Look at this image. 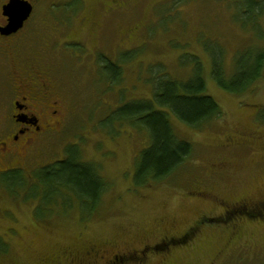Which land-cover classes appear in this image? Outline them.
Instances as JSON below:
<instances>
[{
  "label": "rangeland",
  "instance_id": "1",
  "mask_svg": "<svg viewBox=\"0 0 264 264\" xmlns=\"http://www.w3.org/2000/svg\"><path fill=\"white\" fill-rule=\"evenodd\" d=\"M82 2L110 13L99 32L80 24L79 14L71 18V7L47 3V24L55 32L39 61L51 65L62 109L52 130L22 158L18 171H25L0 177V264H109L115 254H146L119 264H264V79L237 96L212 77L215 58L231 77L241 55L264 49L259 23L236 20L238 0L72 5ZM192 56L200 59L205 94L218 102L222 116L198 128L171 116L176 139L189 143L193 154L166 179L137 186L135 170L150 138L145 129L117 121L115 112L153 100L157 79H191ZM108 63L121 68L119 82L105 78ZM77 152L108 187L95 211L67 189L64 200L49 208L29 196L38 183L30 176L42 179L44 170ZM6 178L24 181L15 190ZM40 206L47 208L41 216ZM185 234L184 243L156 250L162 238Z\"/></svg>",
  "mask_w": 264,
  "mask_h": 264
},
{
  "label": "trees",
  "instance_id": "2",
  "mask_svg": "<svg viewBox=\"0 0 264 264\" xmlns=\"http://www.w3.org/2000/svg\"><path fill=\"white\" fill-rule=\"evenodd\" d=\"M238 1L240 13L236 20L240 23L245 19L247 22L252 20L259 23L258 35L264 42V0ZM260 20H263L262 25ZM191 59L194 65V74L191 79L186 82L169 80V78L157 79L153 100L128 104L115 112L117 121H126L137 128L145 129L150 138V147L142 153V156L140 155V161L135 170L137 186H146L150 181L160 182L166 179L193 154L194 149L189 143L176 139L171 116L193 128L201 127L222 116V109L218 102L205 94L207 84L202 75L203 67L200 59L197 56H192ZM218 59L215 58L213 61L212 77L224 92L242 96L252 89L253 84L264 79V49L262 48L241 55L236 61V71L231 77L226 76ZM103 72L106 73L105 78L108 77L109 81L121 80L119 66L108 63L103 68ZM71 157L72 159L68 162L59 163L50 170H44L41 174L42 179L36 173L38 183L32 187L29 196L40 199V202L49 208L51 204L58 205L64 200L66 196L63 192L67 189L75 195L74 198L80 205L87 207L89 212H93L107 192V184L99 177L93 165L80 162L78 152ZM18 175L20 174L17 173V178ZM17 178L14 180H18ZM9 179L8 181L12 182ZM47 208L40 206L36 212L41 216L46 213Z\"/></svg>",
  "mask_w": 264,
  "mask_h": 264
},
{
  "label": "flooded vegetation",
  "instance_id": "3",
  "mask_svg": "<svg viewBox=\"0 0 264 264\" xmlns=\"http://www.w3.org/2000/svg\"><path fill=\"white\" fill-rule=\"evenodd\" d=\"M25 1L32 7L30 18L16 34L6 36L2 30L9 26L10 19L5 16L4 7L6 8L11 0H0V177L13 171H25H18L23 169L22 158L29 155L37 137L52 130L53 120L62 109L60 100L55 97L57 86L50 71L51 65H43L39 61L50 50L48 36L55 32V29L47 24L52 13L47 3L56 2L60 6L71 7L74 15L71 18L74 19L79 14L80 24L84 22L89 25L90 32H99L104 26L106 15L110 14L100 9L101 6H87V2H82L80 7L74 8L73 0ZM4 166H8V170L4 169ZM6 179L8 181L9 178ZM30 179L35 180L36 175L30 176ZM9 180L12 182L8 181L7 185L23 184L20 180ZM252 213L254 212L246 214ZM199 229L200 224L194 229V233ZM186 235L162 238L158 243L164 244H159L156 250L169 248L171 243H184ZM144 250L151 252L153 248L146 247ZM142 255L146 254L137 257L115 254L112 259L114 263L110 261L109 264L142 259L139 258ZM64 263L58 259L54 264Z\"/></svg>",
  "mask_w": 264,
  "mask_h": 264
},
{
  "label": "water",
  "instance_id": "4",
  "mask_svg": "<svg viewBox=\"0 0 264 264\" xmlns=\"http://www.w3.org/2000/svg\"><path fill=\"white\" fill-rule=\"evenodd\" d=\"M6 16L10 19L9 26L2 30L6 36L16 33L32 14V7L28 2L23 0H12Z\"/></svg>",
  "mask_w": 264,
  "mask_h": 264
}]
</instances>
